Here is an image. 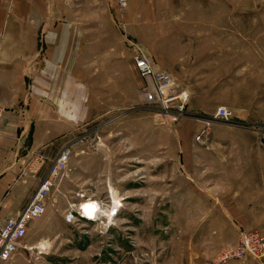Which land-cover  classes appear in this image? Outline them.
Listing matches in <instances>:
<instances>
[{"label": "rangeland", "instance_id": "obj_1", "mask_svg": "<svg viewBox=\"0 0 264 264\" xmlns=\"http://www.w3.org/2000/svg\"><path fill=\"white\" fill-rule=\"evenodd\" d=\"M75 1L85 15L107 4L117 22L129 15L122 46L132 56L128 39L140 43L188 90L187 114L170 123L148 109L138 92L147 81L123 66L115 102L69 135L72 155L44 214L0 264H208L241 231L264 234V66L248 75L236 68L241 38L264 59V11H231L262 0ZM235 14L243 17L236 22ZM174 62L191 74L172 73ZM218 106L231 111L228 121L213 118ZM44 162L35 155L29 165L38 172ZM112 193L122 206L110 222L66 220L83 199L108 203ZM224 264H264V257Z\"/></svg>", "mask_w": 264, "mask_h": 264}, {"label": "crops", "instance_id": "obj_2", "mask_svg": "<svg viewBox=\"0 0 264 264\" xmlns=\"http://www.w3.org/2000/svg\"><path fill=\"white\" fill-rule=\"evenodd\" d=\"M74 2L0 0V223L26 204L69 135L99 116L110 100L115 102L121 68L128 76L136 72L129 47L122 46L129 15L117 22L108 4L92 5L97 9L85 15V5ZM232 8L258 12L264 4ZM242 17L230 15L236 22ZM199 40L195 43H206L205 37ZM244 43L237 41L236 68L254 74L264 59ZM168 70L191 74L176 62ZM35 155H43L45 162L32 173Z\"/></svg>", "mask_w": 264, "mask_h": 264}, {"label": "built area", "instance_id": "obj_3", "mask_svg": "<svg viewBox=\"0 0 264 264\" xmlns=\"http://www.w3.org/2000/svg\"><path fill=\"white\" fill-rule=\"evenodd\" d=\"M117 2L120 5H125V0H117ZM262 2L264 3V0ZM128 43L132 50L131 58L134 68L137 74L147 81V84L138 90L142 104L167 119L170 123L186 117V105L189 100L188 90L178 84L170 73L157 68L140 43L132 39H128ZM2 117L3 107L0 104V127ZM230 117L231 111L225 106H218L213 115L214 119L221 121H228ZM195 140L200 141L201 134H196ZM71 155V144L67 143L60 147L47 173L26 204L18 213L7 216L0 223V261H8L13 257L26 236L29 223L39 219L44 214L48 196L57 180L66 170ZM36 170L32 169V173ZM94 200L96 201V209L92 213L93 217H88L81 210L80 203L73 212L66 214V220H70V218L98 219L100 224H104L117 217L120 212L121 205L115 204L112 199L108 203L100 199ZM71 214L72 217H70ZM247 254L264 257V234L262 232L253 229L241 231L238 240L228 243L215 261L208 264H224L232 259L242 258Z\"/></svg>", "mask_w": 264, "mask_h": 264}, {"label": "bare ground", "instance_id": "obj_4", "mask_svg": "<svg viewBox=\"0 0 264 264\" xmlns=\"http://www.w3.org/2000/svg\"><path fill=\"white\" fill-rule=\"evenodd\" d=\"M112 198H113V201H114V203L115 204H117V205H121L122 206V203L120 202V200L117 198V196H115L113 193H112ZM89 200H92L91 198H88V199H83L82 201H81V210L83 211V212H85V214L88 216V217H93L92 216V213H93V211H94V209H96L95 207H96V201L95 202H87V201H89ZM84 202H85V204H86V207L84 206ZM88 203V204H87ZM79 205V204H78ZM70 217H72V214L70 215ZM48 247V246H47ZM40 248H45V244L44 243H40Z\"/></svg>", "mask_w": 264, "mask_h": 264}]
</instances>
